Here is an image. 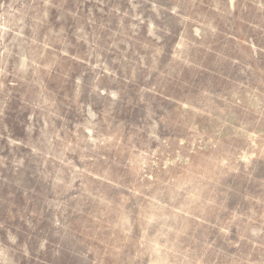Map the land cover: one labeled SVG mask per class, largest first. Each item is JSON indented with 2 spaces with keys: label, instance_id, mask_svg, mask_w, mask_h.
<instances>
[{
  "label": "rangeland",
  "instance_id": "374dc122",
  "mask_svg": "<svg viewBox=\"0 0 264 264\" xmlns=\"http://www.w3.org/2000/svg\"><path fill=\"white\" fill-rule=\"evenodd\" d=\"M0 264H264V0H0Z\"/></svg>",
  "mask_w": 264,
  "mask_h": 264
}]
</instances>
